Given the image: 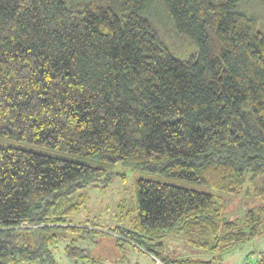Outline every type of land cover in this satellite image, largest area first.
Here are the masks:
<instances>
[{"label":"trees","instance_id":"trees-1","mask_svg":"<svg viewBox=\"0 0 264 264\" xmlns=\"http://www.w3.org/2000/svg\"><path fill=\"white\" fill-rule=\"evenodd\" d=\"M238 1L0 0V136L100 163L0 145V264H56V233H102L72 221L84 189L111 181L102 164L192 184L135 178L130 226L103 230L117 247L134 244L155 264H209L169 255L164 238L184 233L216 252L257 234L261 208L246 211L245 232L219 203L230 191L264 201V34ZM153 2L195 55L175 57ZM63 252L91 257L72 242Z\"/></svg>","mask_w":264,"mask_h":264},{"label":"rangeland","instance_id":"rangeland-1","mask_svg":"<svg viewBox=\"0 0 264 264\" xmlns=\"http://www.w3.org/2000/svg\"><path fill=\"white\" fill-rule=\"evenodd\" d=\"M69 1V0H68ZM78 1V0H74ZM164 6V5H163ZM237 11L245 14L248 17L254 18L257 28L264 34V0H239L236 4ZM154 24L162 35V39L169 45L172 53L179 59H188L195 55L197 49L194 42L186 35L179 34L174 31L173 24L165 7L159 5L158 2H153L148 11ZM0 145H11L25 149L35 150L52 154L55 156L81 161L89 164H100L87 157L74 155L65 151L43 147L37 144L28 143L22 140L0 136ZM108 171L112 172L111 181L107 186L102 183L84 189L83 197L85 201L80 207V210L72 216L73 223L83 222L95 224L100 232L89 233L88 236L82 238L68 233H56V239L50 243L56 264H152L151 258L147 256L144 250L131 244L127 241L122 246H116L115 237L106 232L109 227L116 225L130 226L132 219V208L134 206V180L137 177H145L152 179L168 180L173 183H178L185 186H191L189 182L182 180H174L160 177L158 174L149 173L144 170H131L124 167L121 163L110 166L102 164ZM264 184V175L257 179V186L262 187ZM201 189L209 190V188L198 186ZM78 193L76 194V196ZM222 202H219L225 212V217L228 220H235L238 223V228L247 232L249 225L244 221L245 213L248 209L261 208L262 216L257 219L254 225L258 231L246 241L242 242L233 251L224 255V259L230 258L229 264H239V257L246 251L255 250L264 253V201L253 194H244L236 191L221 193ZM75 196V197H76ZM255 210V214L256 211ZM254 224V222H253ZM261 229V230H260ZM260 230V231H259ZM184 233L177 234L178 236L170 235L164 238L165 251L171 256H184L192 259H201L214 261L209 264H218L221 261L218 251H205L201 246H195L189 240L184 241ZM199 236H202L198 234ZM182 237V239L180 238ZM191 237V236H188ZM196 238L198 236H195ZM203 238V236L201 237ZM184 239V240H183ZM74 243L82 247L91 249V257L88 259H71L64 252L63 247L67 243ZM221 244V243H220ZM222 247V246H221ZM164 251V253H165ZM223 253L226 249L222 250ZM215 259V260H213ZM234 260V261H233ZM159 261V260H157ZM223 263V261H221ZM244 259L242 261V264ZM38 264V263H29ZM224 264V263H223Z\"/></svg>","mask_w":264,"mask_h":264},{"label":"crops","instance_id":"crops-1","mask_svg":"<svg viewBox=\"0 0 264 264\" xmlns=\"http://www.w3.org/2000/svg\"><path fill=\"white\" fill-rule=\"evenodd\" d=\"M226 249V252L225 253H223L222 251L219 253V256H220V258H222V260L221 261H223V263L224 264H229L230 263V258L228 257V256H226L227 258L226 259H224L223 257H224V255L225 254H227L228 252H231V251H233L234 249H231V248H229V249H227V248H225ZM251 251V249L249 250V251H246L245 253H243V255H240V257H239V264H242V261H243V258H244V256L248 253V252H250ZM147 254V253H146ZM147 256L149 257V258H151V260H152V264H155L157 261H155L152 257H151V255H149V254H147ZM208 261H209V263H212V262H214V261H210V259H207ZM213 260H215V259H213ZM221 261H217V263L218 264H223ZM234 261V260H233ZM140 264V263H139ZM214 264H216V263H214Z\"/></svg>","mask_w":264,"mask_h":264},{"label":"built area","instance_id":"built-area-1","mask_svg":"<svg viewBox=\"0 0 264 264\" xmlns=\"http://www.w3.org/2000/svg\"><path fill=\"white\" fill-rule=\"evenodd\" d=\"M255 256H256V259L259 260V261H261V260L264 258L263 253H259V252H258L257 254H255V255L251 256L249 259H247V260L244 262V264H253V261H254ZM156 261H157V260H156ZM157 262H159V261H157Z\"/></svg>","mask_w":264,"mask_h":264}]
</instances>
